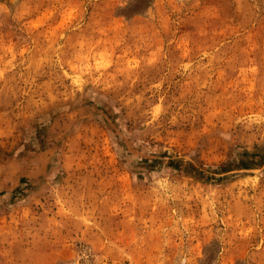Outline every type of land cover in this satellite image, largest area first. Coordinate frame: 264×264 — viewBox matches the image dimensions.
Instances as JSON below:
<instances>
[{
  "label": "rangeland",
  "instance_id": "rangeland-1",
  "mask_svg": "<svg viewBox=\"0 0 264 264\" xmlns=\"http://www.w3.org/2000/svg\"><path fill=\"white\" fill-rule=\"evenodd\" d=\"M0 264H264V0H0Z\"/></svg>",
  "mask_w": 264,
  "mask_h": 264
}]
</instances>
